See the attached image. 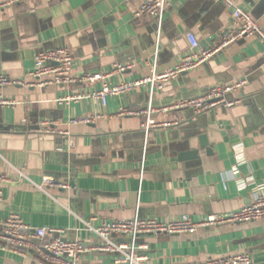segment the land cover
<instances>
[{"label":"crops","instance_id":"obj_1","mask_svg":"<svg viewBox=\"0 0 264 264\" xmlns=\"http://www.w3.org/2000/svg\"><path fill=\"white\" fill-rule=\"evenodd\" d=\"M143 0H0V72L31 81L38 51L68 46L75 75L107 72L114 64H132L108 77L110 83L144 78L152 61L156 72L168 70L189 52L186 32L200 47L210 46L231 21V9L214 0H166L159 40L156 21L134 11ZM264 31V0H235ZM245 79L240 103L195 115L190 108L152 115L147 134L142 118L116 116L121 106L144 109L205 91L209 86ZM100 81H78L45 87L7 85L0 94L13 98V107H0V172L13 175L22 168L35 182L49 176L68 188L48 194L28 182L5 184L0 199V223L11 212L34 228H46L37 243L53 237L79 239L88 249L81 264L115 263V253L92 248L99 239L83 229L82 220L101 222L132 218H193L238 209L264 191V42L252 35L226 45L195 68L154 87L146 83L127 93L99 100L83 97L58 104L65 94L98 90ZM98 112L89 124H68L69 118ZM52 122L69 136L40 130ZM200 137L210 146L189 156ZM69 141L72 146L69 147ZM241 146L237 163L234 146ZM143 160L140 177L141 159ZM51 229L60 230L52 233ZM148 245L152 264H185L248 253L264 264V220L200 227L191 233L139 237ZM0 264H58L32 247L0 248Z\"/></svg>","mask_w":264,"mask_h":264},{"label":"built area","instance_id":"obj_2","mask_svg":"<svg viewBox=\"0 0 264 264\" xmlns=\"http://www.w3.org/2000/svg\"><path fill=\"white\" fill-rule=\"evenodd\" d=\"M231 9V21L228 26L217 35V40L210 46L200 47L196 35L192 31L186 32L189 52L174 65V67L157 73L156 60L151 63L150 74L144 78L110 83L108 77L114 72H122L132 64H114L107 72H92L75 75L72 73V52L68 46L38 51L34 56V67L29 72L33 80L12 79L0 72V87L7 85L38 86L71 84L78 81H100L101 87L87 94H65L59 96L58 104L77 102L83 97H91L100 101L104 106L109 95L127 93L135 88L148 84L149 94L153 88L161 87L167 80L176 78L181 72L197 67L212 55L219 52L226 45L255 35L264 42V31L255 18L245 9L237 5L235 0H214ZM167 5L166 0H143L134 14H146L156 21V42L159 40L163 15ZM246 83L245 79H238L226 84L209 86L205 91L172 101L168 104L153 107L149 100L144 109H133L121 106L115 112L116 116H137L142 118L141 127L147 132L153 127H167L177 125L178 121L156 122L152 115L156 112L166 113L173 110L190 108L195 115H200L216 108L230 109L240 103L237 95L241 87ZM16 101L13 98L0 94V107H13ZM100 117L98 112L89 113L80 117L69 118L68 124H89ZM40 130L69 136L68 130H56L52 122L41 121ZM69 147L72 142L69 141ZM234 157L237 163H241L243 155L241 146H234ZM144 156L141 159L140 177L142 176ZM13 175L0 172V199L2 187L5 184L26 181L34 189L47 193L49 188H68V184L49 176H43L39 182L32 180L22 168L10 165ZM255 219L264 220V191H256L251 202L238 209L211 213L193 218L188 214H181L173 218H142L135 215L132 218L101 222L97 225L82 220L83 229L93 233L99 244L92 247L115 253V263L124 264H152L147 255L148 245L139 242V237L157 234L191 233L200 227L217 226L221 224L248 222ZM46 228H34L25 223L21 216L15 212L9 213L0 223V248L7 250H22L32 247L46 260L58 264H81L82 254L88 249L79 239L67 240L53 237L45 242L40 240L46 234ZM52 233L60 230L51 229ZM185 264H256L248 253L238 252L209 258L202 261H188Z\"/></svg>","mask_w":264,"mask_h":264},{"label":"water","instance_id":"obj_3","mask_svg":"<svg viewBox=\"0 0 264 264\" xmlns=\"http://www.w3.org/2000/svg\"><path fill=\"white\" fill-rule=\"evenodd\" d=\"M199 147L205 149L206 152L209 153L210 146L208 145V143L205 140V138L200 137V139L198 141V147L190 149V152L188 153L189 156H191V157H197Z\"/></svg>","mask_w":264,"mask_h":264}]
</instances>
